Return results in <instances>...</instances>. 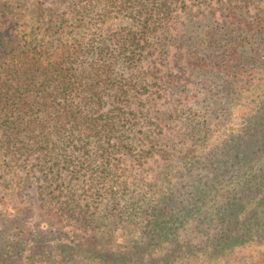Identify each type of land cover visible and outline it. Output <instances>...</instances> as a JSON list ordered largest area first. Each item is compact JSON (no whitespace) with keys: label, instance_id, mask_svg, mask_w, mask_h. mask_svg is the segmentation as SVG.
<instances>
[{"label":"rangeland","instance_id":"obj_1","mask_svg":"<svg viewBox=\"0 0 264 264\" xmlns=\"http://www.w3.org/2000/svg\"><path fill=\"white\" fill-rule=\"evenodd\" d=\"M98 1L0 0V37L10 45L30 42L53 51L60 44L82 40L94 48L110 46L112 51L123 34L148 31L137 47L140 59L130 65L126 53L115 66L119 82L132 81L129 93L122 95L117 88L102 93L100 111H112L119 129L111 140L101 138L104 147L92 139L86 155L59 160L46 156V150L28 146L11 155L0 131V250L16 244L8 238L20 231H24L19 233L23 240L42 239L34 247L39 246L37 250L27 249L24 258H15L16 264H28L29 257H41L44 264L56 259L58 248L64 245L72 248L79 241L107 238L112 223L109 215L118 212L112 201L121 210L135 196L143 193L149 198L151 191L161 188L157 184L166 170L185 154V135L194 129L188 119H194L193 125L200 121L198 128L207 122L209 146H214L231 142L257 113L258 93H248L242 102L235 100L238 96L229 89L226 72L216 64L224 50L213 36L217 40L224 33L230 7L241 9L252 20L264 16V0H177L165 20L163 8L137 16L136 10L119 11L117 5L104 18L107 10ZM146 20L150 28L145 31ZM194 54L203 59L202 68L194 64ZM25 143L20 140L17 146ZM209 149L200 148L188 160L203 158ZM182 177L174 181L179 183ZM187 181V192L199 183L194 175H188ZM193 201L192 196L187 200ZM184 211L186 225L200 222L202 214L194 205L188 204ZM83 215L89 222L81 220ZM189 227L187 232L194 229ZM114 232L120 242L118 229ZM242 259L243 264H264V246H249L236 260Z\"/></svg>","mask_w":264,"mask_h":264},{"label":"trees","instance_id":"obj_2","mask_svg":"<svg viewBox=\"0 0 264 264\" xmlns=\"http://www.w3.org/2000/svg\"><path fill=\"white\" fill-rule=\"evenodd\" d=\"M176 1L99 0L98 4L107 10L104 18L117 5L119 11L136 10L137 16L163 8L165 20ZM239 10L229 8L224 33L220 39L213 38L224 50L216 64L226 72L228 87L238 96L235 100L242 102L248 93H258L254 102L257 113L249 119V126L235 133L231 142L209 146L207 122L198 128L200 121L193 125L194 119H188L187 124L194 127L185 135L188 149L161 177L157 184L161 188L151 191L149 198L143 193L131 198L132 203L121 210L114 199L113 209L118 212L109 215L112 223L106 241H79L72 248L64 245L58 248L56 259L44 264H80L78 259L88 264H198L199 259L207 264H243V259L236 260L243 250L264 246V16L249 20ZM147 22L145 31L150 28ZM147 32L123 34L112 51L110 46L94 48L82 40L68 41L50 51L30 42L10 45L0 37V131L11 155L28 146L46 150V156L59 160L77 153L86 155L92 139L104 147L101 138L111 140L119 129L112 111H100L102 93L116 88L122 95L129 93L132 81L119 82L115 66L126 53L130 65L140 59L137 47ZM192 59L202 68L200 55L194 54ZM20 140L28 143L17 146ZM208 147L198 162L188 160ZM188 175L199 182L192 192H187ZM178 177H182L179 183L174 181ZM190 196L191 203L187 202ZM188 204L202 214L199 223L186 225ZM81 220L89 222L86 215ZM189 226L194 229L187 232ZM115 228L120 242L114 238ZM19 233L8 238L16 244L0 250V264H16L14 259L27 249L39 248L34 247L42 239L23 240ZM235 248L240 250L233 255ZM68 255L70 258L65 257ZM28 260V264H42L41 257Z\"/></svg>","mask_w":264,"mask_h":264}]
</instances>
